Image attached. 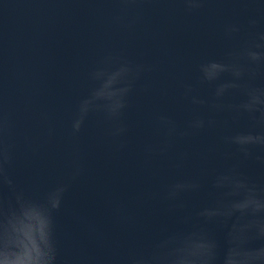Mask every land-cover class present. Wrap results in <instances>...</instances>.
<instances>
[{
    "label": "water",
    "instance_id": "1",
    "mask_svg": "<svg viewBox=\"0 0 264 264\" xmlns=\"http://www.w3.org/2000/svg\"><path fill=\"white\" fill-rule=\"evenodd\" d=\"M260 32L261 0H0V232L28 208L48 221L49 264H155L186 213L223 245L224 226L197 213L218 198L212 176L238 162L229 138L264 132L235 107L264 88V65L221 97L231 72L208 81L203 67H247L237 54L264 45ZM122 64L138 71L113 112L95 74ZM240 171L264 188V165ZM190 180L202 190L181 209L167 191Z\"/></svg>",
    "mask_w": 264,
    "mask_h": 264
},
{
    "label": "clouds",
    "instance_id": "2",
    "mask_svg": "<svg viewBox=\"0 0 264 264\" xmlns=\"http://www.w3.org/2000/svg\"><path fill=\"white\" fill-rule=\"evenodd\" d=\"M250 23L254 25L256 21ZM229 31L238 29L233 26ZM258 41H264V32L258 33ZM262 48L264 45L257 42L237 54L247 61V67L238 61L226 64L213 62L203 67L208 81H216L221 73L231 72L232 80L215 88L216 97L223 96L229 89L239 88V81L245 77L256 78V68L264 65ZM134 71L138 69L122 64L114 71L101 69L96 72V79L101 81L96 95L112 101L113 112L122 107L121 97L127 91L126 86L117 85L126 81ZM193 103L203 101L193 97ZM235 107L257 123H264V88L248 87L245 98ZM203 126V119H195L191 124L193 128ZM168 131L173 133L174 125ZM229 140L235 145L238 162L212 176L211 186L219 193L218 198L197 213L203 223L224 226L225 243L222 245L204 228L194 226L191 214L185 213L179 220L187 227L172 232L160 242L159 252L153 257L155 264H264V194H261L264 188L250 182L240 171L241 165L248 161L264 165V132L239 133ZM201 190L200 180L176 182L170 185L167 199L185 209V197L199 194ZM47 234L46 218L33 216L28 208L11 213L0 232V264H49L46 254L40 250V245L47 241Z\"/></svg>",
    "mask_w": 264,
    "mask_h": 264
}]
</instances>
